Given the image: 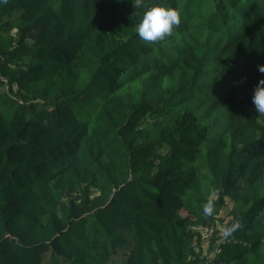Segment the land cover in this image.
I'll return each instance as SVG.
<instances>
[{
    "label": "trees",
    "instance_id": "obj_1",
    "mask_svg": "<svg viewBox=\"0 0 264 264\" xmlns=\"http://www.w3.org/2000/svg\"><path fill=\"white\" fill-rule=\"evenodd\" d=\"M145 2L0 0V264H264V0Z\"/></svg>",
    "mask_w": 264,
    "mask_h": 264
},
{
    "label": "clouds",
    "instance_id": "obj_2",
    "mask_svg": "<svg viewBox=\"0 0 264 264\" xmlns=\"http://www.w3.org/2000/svg\"><path fill=\"white\" fill-rule=\"evenodd\" d=\"M8 0H3L7 3ZM133 7L143 8V14L135 31L139 38L147 44L154 45L165 41L174 34V28L181 23V16L177 9L164 6L162 4H147L145 0H132ZM136 15V12L132 16ZM258 70L264 73V65L258 66ZM253 103L260 117H264V79H261L255 87ZM205 217L212 216L215 212V201L209 196L207 201L202 205ZM243 225L239 220L225 225L222 234L224 237L232 236Z\"/></svg>",
    "mask_w": 264,
    "mask_h": 264
},
{
    "label": "rangeland",
    "instance_id": "obj_3",
    "mask_svg": "<svg viewBox=\"0 0 264 264\" xmlns=\"http://www.w3.org/2000/svg\"><path fill=\"white\" fill-rule=\"evenodd\" d=\"M102 94H103V92L95 91L93 98L90 101H88L87 103H85L84 112H86V113L89 112L92 109V105L95 102V100L98 97H102ZM232 204L233 203L228 198V204L226 207H224V209L222 210V212L220 214V219H222L223 221L219 220V222L217 223V228L221 231L223 230V227L225 224L223 222L228 220V218H229L228 212L231 209ZM181 213L183 216H190L189 213L185 210H183ZM214 242H215V239L209 238L207 240H204L203 244L201 243L202 253H204L203 256L207 257V256L211 255V253L213 251V247H214ZM49 258H50L49 254L44 255V261H47Z\"/></svg>",
    "mask_w": 264,
    "mask_h": 264
},
{
    "label": "built area",
    "instance_id": "obj_4",
    "mask_svg": "<svg viewBox=\"0 0 264 264\" xmlns=\"http://www.w3.org/2000/svg\"><path fill=\"white\" fill-rule=\"evenodd\" d=\"M193 229L199 233V236H200V239H201V243L203 244V241L204 240H207L209 238L213 239L214 237H217L216 241L220 242L221 240L220 239H223L224 236L222 234V232H219L217 233L216 235H214V232H215V227L213 226H203V225H200V226H193ZM196 248L197 250L199 249L198 246L196 245ZM218 251L219 248L218 246L216 245L215 246V251ZM204 253H202L203 255Z\"/></svg>",
    "mask_w": 264,
    "mask_h": 264
}]
</instances>
